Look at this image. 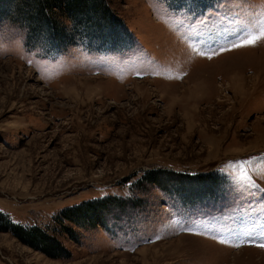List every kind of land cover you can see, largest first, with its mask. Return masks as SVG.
I'll return each instance as SVG.
<instances>
[{
  "label": "rangeland",
  "instance_id": "374dc122",
  "mask_svg": "<svg viewBox=\"0 0 264 264\" xmlns=\"http://www.w3.org/2000/svg\"><path fill=\"white\" fill-rule=\"evenodd\" d=\"M103 1L57 52L0 0V264H264V0Z\"/></svg>",
  "mask_w": 264,
  "mask_h": 264
},
{
  "label": "trees",
  "instance_id": "16d2710c",
  "mask_svg": "<svg viewBox=\"0 0 264 264\" xmlns=\"http://www.w3.org/2000/svg\"><path fill=\"white\" fill-rule=\"evenodd\" d=\"M27 1L28 0H15V3H16V7L17 5H20L26 9L29 8V12L30 10L32 11V13L30 14L27 13L28 11L26 12V15H31L30 20L25 19L26 15L23 16L25 20L21 18L20 13L18 12L19 8H16L14 12L12 11L10 12V14L4 16V20L6 19L10 23H16V24L22 23L20 25H22L25 28L26 36H28L26 37V41H25L26 46L32 45L30 43V40L34 41V37L32 39V36H39L41 34L40 32L39 34L35 33L34 24L31 25V22L34 19V17L40 19V21H38V23L40 24L42 23V21H44L45 18H48L51 15L52 9L54 8L56 9L58 8L59 10H62L61 13H59L58 18L65 20V22H67L69 25L64 24L63 22L58 24V22L56 21L53 22V20L49 18V21H45V22L49 25V27L47 25V28L50 29V31H48L47 33H43L42 34L43 37L41 36V40L45 42L48 46L55 45L56 48H54V51L57 52H63V50H67L68 48L78 43L80 45H85L88 49L98 51L97 49H99L100 45L103 44L100 41L103 39L104 34H102L100 31L97 30H103L104 32L106 29L112 26L117 27L118 28L117 30L119 29L123 30L124 28L123 27L124 25H122L120 22H118V25L114 24L117 21V19L113 15V13H111L110 9L104 3L103 0H32L33 3L32 8H31L32 4L31 3L28 4ZM166 1H168L169 3V1H176V0H166ZM196 1L202 4H207L211 0H196ZM168 5L170 6V3ZM105 12L110 13V16L104 17ZM64 14L66 15L64 16ZM55 17L57 16L55 15L54 18ZM86 18L90 19L89 20L90 23H88V28L85 29L84 31L79 32L77 25L80 26L82 20ZM102 18L104 19L106 18V20L109 21H105ZM87 21L88 20L86 19L85 22ZM57 30L59 32H57ZM74 35H77L78 39L77 38L73 39L72 36ZM100 36L102 39L100 38ZM71 37L73 41L69 40ZM60 41H63L64 44L59 45ZM115 48L117 47H114V49ZM51 50H53L52 46H51ZM10 227L14 235L18 236L24 233L18 227H13L11 225Z\"/></svg>",
  "mask_w": 264,
  "mask_h": 264
},
{
  "label": "snow or ice",
  "instance_id": "6c2138e0",
  "mask_svg": "<svg viewBox=\"0 0 264 264\" xmlns=\"http://www.w3.org/2000/svg\"><path fill=\"white\" fill-rule=\"evenodd\" d=\"M261 39H264V21L261 22L260 25V31L258 34H254L252 32H246L243 35L238 37V43H234L232 47H243V46H254L257 42H259ZM254 162L253 159H249L247 161H244V164L251 165ZM240 163L239 162H230L229 167L234 168V169H239L240 168ZM236 178L237 180L241 182H245L248 179V174L247 171H244L243 174H239L237 171L236 173ZM223 243V241H222ZM264 247V245H261Z\"/></svg>",
  "mask_w": 264,
  "mask_h": 264
}]
</instances>
